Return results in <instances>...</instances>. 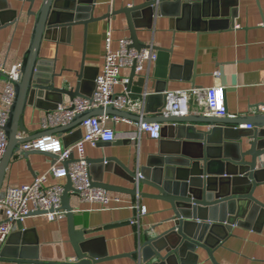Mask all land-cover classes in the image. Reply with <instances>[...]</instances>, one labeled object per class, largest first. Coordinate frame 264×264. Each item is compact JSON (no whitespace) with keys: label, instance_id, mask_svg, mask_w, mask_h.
<instances>
[{"label":"water","instance_id":"95a60500","mask_svg":"<svg viewBox=\"0 0 264 264\" xmlns=\"http://www.w3.org/2000/svg\"><path fill=\"white\" fill-rule=\"evenodd\" d=\"M40 1L39 10L31 12L35 17L31 44L21 65V78L15 83L16 98L5 127L8 144L0 162V199L3 198L4 181L10 162L19 152L20 146L27 142L44 136L72 133L79 130L84 121L97 116L116 117L136 124L157 123L163 126L161 139L158 141L159 147L148 158L147 166L139 172L142 178L140 179L138 174L132 172L117 157L89 159L87 163L91 166L116 163L124 172L123 178L133 186L123 188L108 185L103 182L100 175L98 182L93 183V187L132 198L158 201L168 206L167 211L160 213L170 212L169 218L144 231L141 236L137 253L138 264H197L199 251L206 252L212 263L218 264L214 254L231 235L234 227H249L258 214L260 219L264 220V201L255 197L256 189L264 183V170H259L260 162L264 158V115L230 118L226 107L225 90L227 114L225 117L216 118L203 114L165 116L162 107L166 103L164 93L168 79L166 71L170 66V52L141 41L138 32L141 30V23L144 24L145 31L151 29L154 14L157 17L173 18L178 30L214 31L217 24L221 22L227 24L229 19L234 17L236 13L234 8L238 7V0H145L140 5L128 6L118 11L111 10L101 17L94 16L99 0ZM35 2L36 0L30 1L31 4ZM1 3L0 31L15 23L11 19H6V12L3 10L5 8ZM10 15H17V12L11 11ZM118 15H124L128 22L132 48L137 51L152 50L157 56L156 76L163 81L153 87L154 92L148 91L145 79L139 80L138 91L133 88L137 75L135 66L131 69L132 75L126 86L130 98L144 102L147 115L129 113L112 107L96 108L79 114L67 125L20 138L19 133L27 131L24 126L26 107L52 112L63 103L64 97H68L70 101L78 97L89 98L95 91L97 77L92 85L89 84L91 76L84 57L76 88L73 90L65 87L56 88L53 81L56 76L47 73L39 58L43 41L55 40L53 35L59 29L62 33H72L76 27L84 28L86 40L91 24ZM219 18L223 20H217ZM7 81L8 77L0 70V82ZM84 85H90L92 91L86 94ZM240 126H250L253 129H240ZM242 138L248 142L246 148L241 141ZM128 144V142L122 144L127 148L124 158L131 161L133 152ZM104 145L106 146L103 144V147ZM63 146L68 147L65 143ZM33 154L48 155L56 160L55 156L39 152H28L23 156L27 159ZM67 181L62 196V208L68 218L75 259L68 262L62 257L60 260L44 258L38 238L32 234L34 232L25 231L23 225L19 224V230L12 233L0 252V261L15 264H101L122 257L133 258V255L127 254L98 257L88 245L85 246L88 242L85 239L86 233L84 230L76 231L74 209L71 205V197L77 196L72 194L74 192L72 181L69 178ZM164 225L170 226L163 232L157 231ZM20 242L24 245L30 244L34 248L17 247L15 244Z\"/></svg>","mask_w":264,"mask_h":264},{"label":"crops","instance_id":"0c3cea01","mask_svg":"<svg viewBox=\"0 0 264 264\" xmlns=\"http://www.w3.org/2000/svg\"><path fill=\"white\" fill-rule=\"evenodd\" d=\"M30 1L0 0L5 8L3 10L6 12V19L15 22L0 31V70L6 76L13 67L22 65L31 44L35 26V17L31 15V12L39 10L41 1L36 0L35 4H31ZM144 1L99 0L94 16L101 17L111 10L118 11L128 6L140 5ZM238 2V7L234 8L236 9L234 17L229 19L227 24L222 22L217 24L214 31L178 30L173 18L157 17L154 14L151 29L145 31L144 24L141 23V30L138 32L141 41L170 52V66L166 71V75L168 74L166 92L183 89L201 91L206 88L223 87L226 90V107L230 118L254 116L258 113L259 107H264V0H238ZM11 11L17 12V15H10ZM221 18L217 20L222 21ZM109 33L113 50L119 48L121 39L130 38L128 22L124 15L91 24L86 40L84 28L76 27L72 33H62L59 29L53 35L55 40L43 41L39 58L47 73L53 77L56 76L53 80L56 88L65 87L68 90L76 88L83 57L91 76L89 84L92 85L104 68L106 39ZM156 70L157 60L147 63L141 75H136L133 88L138 91L139 80L145 79L148 91L154 92L153 87L163 81L157 78ZM218 72L220 75L216 76ZM121 75L130 78L131 69L123 70ZM5 86V82H0V100ZM89 86L83 87L86 94L93 89ZM125 89L123 84H119L114 92L122 95ZM203 100V94L194 95L191 98L190 115L206 114L207 109L201 103ZM69 101L68 97H64L63 103ZM25 112L24 126L27 131L20 132V138L48 130L44 127V119L50 112L31 106L26 107ZM139 115H147L144 104ZM138 125L124 120L111 124L117 133V139L113 143L99 142L97 146L85 144L86 160L117 157L132 172L139 174L141 169L147 166L151 154L158 150L159 144L145 134L141 135L138 141L131 142L128 137L138 131ZM240 129L249 130L246 126H240ZM83 134L84 130L80 125L79 130L55 136L59 137L66 146L71 147L79 142ZM241 141L246 148L247 140L242 138ZM127 142L132 147L131 161L124 158L127 148L122 144ZM103 144L106 146L103 147ZM74 157L76 158L77 155L75 154ZM53 161V158L48 155L33 154L26 159L17 153L10 162L4 181V190L10 186H26L33 183L36 178L45 176L53 165ZM259 170H264V158L260 162ZM89 171L94 182H98V177L101 175L103 182L108 185L133 187L123 178L124 172L117 167L116 163L90 165ZM46 182L48 186L68 184L65 178L55 180L48 177ZM110 194L121 197L122 201L109 210H103L100 205L82 202L79 198L72 196L75 229L76 231L84 230L85 239L88 241L85 246L88 245L98 257L133 255V258L122 257L101 264H138L137 253L144 231L161 224L163 220L169 218L171 213H160L168 209V206L158 201L132 198L121 193ZM255 197L264 201V183L256 189ZM137 202L141 208H145V215L140 216L138 223L133 225L131 221H134L139 214L131 207ZM259 216L258 214L252 220L249 227L232 229L231 235L214 254L218 264H264V220L262 221ZM22 225L25 231H31V233L33 231L32 234L38 238L44 258L60 260L62 257L68 262L75 259L67 217L64 220L50 221L43 215H31ZM169 226L164 225L157 231L163 232ZM18 230L19 226L15 232ZM15 245L25 249L34 248L30 244L24 245L23 242ZM198 254L197 264H213L206 252L199 251ZM0 264L15 263L0 261Z\"/></svg>","mask_w":264,"mask_h":264},{"label":"built area","instance_id":"2783aa9c","mask_svg":"<svg viewBox=\"0 0 264 264\" xmlns=\"http://www.w3.org/2000/svg\"><path fill=\"white\" fill-rule=\"evenodd\" d=\"M105 50V64L101 73L95 80L94 94L89 97H78L73 101L62 103L57 110L48 113L44 119V127L52 129L71 123L79 114L92 111L96 108H116L129 113L140 114L144 102L133 100L125 93L120 95L114 92L117 85L126 86L129 78L121 75L123 70H130L135 66V74L141 75L147 63L157 60L156 53L152 50L137 51L132 48L130 39H121L119 48L113 50L110 33L107 37ZM218 72L216 76H219ZM21 65L15 66L8 72V81L1 94L0 100V162L7 150V134L5 127L10 118V110L16 98L15 83L20 80ZM204 95L201 102L207 109L206 114L210 117H225V90L223 87L167 91L166 103L163 114L174 117L190 115V102L194 95ZM264 115V107L258 108V113ZM121 119L109 116H97L82 123L84 134L79 142L71 147L63 146L61 139L55 135L44 136L21 145L19 154L23 156L28 152H39L55 156L48 174L36 178L33 183L22 187H9L4 190L3 198L0 199V251L7 244L9 238L33 213H41L50 221L64 220L66 212L62 208V196L65 186L47 185V178L55 180L69 178L72 181L74 192L82 202L97 204L103 210L112 209L113 205L122 201L121 197L111 195L108 191L93 187L94 181L90 176V165L85 156V144L97 146V143H113L117 139V133L111 124H117ZM138 131L128 137L131 142H136L145 134L151 140L159 141L163 126L157 123L139 124ZM252 130V127H248ZM75 154L77 157L75 158ZM138 177L142 176L139 173ZM132 210H137L139 216L131 223H138L140 216L145 215V208L139 203L132 205ZM1 254V253H0Z\"/></svg>","mask_w":264,"mask_h":264}]
</instances>
